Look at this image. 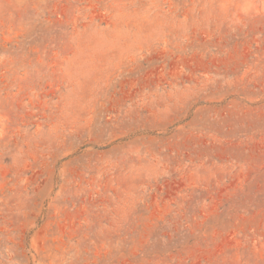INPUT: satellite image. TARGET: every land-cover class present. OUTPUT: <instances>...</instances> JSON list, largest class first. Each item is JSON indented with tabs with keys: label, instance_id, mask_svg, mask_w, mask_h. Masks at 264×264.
Wrapping results in <instances>:
<instances>
[{
	"label": "rangeland",
	"instance_id": "obj_1",
	"mask_svg": "<svg viewBox=\"0 0 264 264\" xmlns=\"http://www.w3.org/2000/svg\"><path fill=\"white\" fill-rule=\"evenodd\" d=\"M0 264H264V0H0Z\"/></svg>",
	"mask_w": 264,
	"mask_h": 264
}]
</instances>
